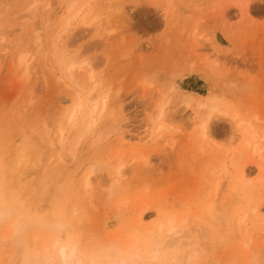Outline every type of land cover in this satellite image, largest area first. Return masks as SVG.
<instances>
[{
	"label": "rangeland",
	"instance_id": "374dc122",
	"mask_svg": "<svg viewBox=\"0 0 264 264\" xmlns=\"http://www.w3.org/2000/svg\"><path fill=\"white\" fill-rule=\"evenodd\" d=\"M33 1L0 0V48L10 38L0 50V198L18 217L0 223V264H57L55 249L74 243L79 264L134 253L144 257L136 264H264V0H77L69 12L73 0L29 10ZM84 1L101 16L87 28L72 18L64 33L60 22ZM121 3L131 17L112 15ZM28 46L27 77L18 54ZM70 58L78 67L62 76ZM87 95L105 109L72 153L67 129L62 142L50 135ZM205 101L226 113L202 133ZM123 133L131 144H121ZM20 149L28 162L12 171ZM119 165L125 175L114 181ZM144 249L166 253L145 262Z\"/></svg>",
	"mask_w": 264,
	"mask_h": 264
},
{
	"label": "bare ground",
	"instance_id": "6f19581e",
	"mask_svg": "<svg viewBox=\"0 0 264 264\" xmlns=\"http://www.w3.org/2000/svg\"><path fill=\"white\" fill-rule=\"evenodd\" d=\"M78 1H80V0H78ZM78 1L77 0H73L67 7H66V9H67V11L69 12L70 10H72V9H74L77 5H78ZM85 2V1H84ZM83 2V4H81L75 11H74V13H72V14H70V15H68L67 17H65L61 22H60V25L62 26V28H63V31H64V33H65V31L67 30V29H69L70 28V26H71V22H72V18L73 19H81V21H82V23L86 26V28L87 27H91V25L93 24V22L99 17V16H101L100 14H95V15H90L91 14V12L93 11V10H95V9H97V7L98 6H93L92 4H91V1H87V2H85L84 3ZM38 3H40V0H34L33 2H32V4H30V6H29V10H33L34 8H36L37 7V5H38ZM48 4H49V2H48ZM251 7H247L246 9H245V11L247 12V11H249V9H250ZM133 10H135V9H133ZM263 10V9H262ZM129 11H131V10H129ZM129 11H128V9H127V7L123 4V3H121V4H119V5H116L115 7H114V10H113V12H112V15L113 14H115V15H113L114 17L117 15L118 17L119 16H122L123 18H127V17H131V13H129ZM66 12V11H65ZM90 29V28H89ZM37 30V29H36ZM35 30V31H36ZM5 31V30H4ZM4 31H1L2 33L4 32ZM6 32V31H5ZM39 32V31H38ZM37 31L35 32V33H38ZM34 33V34H35ZM62 33V32H61ZM1 34V33H0ZM6 34V33H5ZM40 33H38V34H36L35 35V37H34V41H33V47L36 49V51H37V53L39 54L40 52H41V50H42V42H41V35H39ZM7 35V34H6ZM2 36V35H1ZM3 36H5V35H3ZM2 36V37H3ZM9 36V35H8ZM7 37V36H6ZM7 38H9V37H7ZM7 38H1V40L4 42V44L1 46V48L5 45V41H7V40H9V39H7ZM60 38V37H59ZM58 41V40H57ZM1 42V41H0ZM56 42V41H55ZM54 42V43H55ZM61 42H62V40H61ZM60 42V43H61ZM7 43V42H6ZM32 44V43H31ZM57 44V43H56ZM7 45V44H6ZM1 48H0V50H1ZM3 48H6L5 46L3 47ZM28 48H29V46H28ZM27 48V49H28ZM30 48H31V46H30ZM30 48L28 49V50H26L25 51V49H24V51L23 52H21V51H19V54H18V65H20V67L23 69V72H24V74L23 75H25V76H27L28 77V74H30L29 73V68H30V66H31V60L34 58V57H32L31 58V55L32 54H30L31 53V50H30ZM33 48V49H34ZM34 49V50H35ZM43 51V50H42ZM35 52V51H34ZM34 54V53H33ZM35 55V54H34ZM72 58H70L68 61H66L67 63L66 64H63L64 65V70H63V67L62 66H59L60 68L62 67V76H73V72H75L74 71V69H75V67H78V65H77V63L78 62H76L75 63V61L76 60H74V58H73V60H71ZM62 62V61H61ZM64 62V61H63ZM79 68H81V66L79 65ZM60 70V71H61ZM78 70V69H77ZM92 77H93V74L92 73H90V78L92 79ZM60 78V77H59ZM72 78V77H71ZM62 79V78H61ZM81 87V86H80ZM83 88H84V86H83ZM81 89V88H80ZM91 90H92V88H91ZM79 91V90H78ZM93 91V90H92ZM92 91H90V93L89 94H91V92ZM78 93H80V91L78 92ZM77 93V94H78ZM87 93V92H86ZM88 94V95H89ZM87 95V96H88ZM86 96V97H87ZM93 96V95H92ZM92 96H91V98L88 96L87 98H86V100H85V102H83V100H82V97L80 98L79 96V98L77 97V99L78 100H76L75 102H74V109H73V111L71 112V114H69V117H68V120H67V123H68V125H67V127L65 126H62V125H60V123H59V125H58V123H57V125H58V127H57V131H55V130H52V131H55L54 133H52V135H50V136H55L57 133L59 134V138H58V140H61V142H62V136H63V134H64V131L67 129L68 131H69V133H68V137H66L67 139H66V141H65V147H66V149H67V151H69V152H72V153H74V150H75V148L77 147V146H79L82 142H83V140L84 139H86L89 135H91V134H93L94 132H95V128H96V126H97V124L99 123V121H100V118H101V116H103V115H101L103 112H104V109H105V105H106V103L105 102H103L102 104V107L100 108V110L97 112V110L99 109V105H98V100L97 99H94L93 100V98H92ZM100 96V95H99ZM103 98V97H102ZM104 98L106 99V97L104 96ZM103 98V99H104ZM105 101V100H104ZM220 102V101H219ZM210 103V102H208V101H205V102H202L201 103V108H203V110L205 111V112H203V114H202V118H204V121H203V124H202V133L205 131V129H206V123L210 120V119H213V118H215V117H220L221 115L220 114H222V113H224V115H225V111L223 110V108H221L220 107V103ZM101 103V102H100ZM201 111V110H200ZM166 112H167V107H163V108H161V110H160V112H159V114L157 115V117H156V120L154 119V121H153V119H152V121H153V123H155V122H157V123H159L164 117H165V115H166ZM227 114H228V112H227ZM223 115V114H222ZM102 119V118H101ZM153 123H152V125H153ZM241 123V122H240ZM64 125V124H63ZM162 127H164V125L162 124V123H159L158 124V128H162ZM158 128H156V129H152V131L150 130L149 131V133H147V135H145V137L143 136V138H142V140L144 141V142H148L149 140H152L154 137H153V135H154V132L158 129ZM247 128V127H246ZM245 128V129H246ZM51 131V132H52ZM49 136V135H48ZM169 136H171V135H169ZM52 137H50L51 139H52ZM162 138H164V140H162L163 142L164 141H167V136L166 135H163V137ZM51 139H50V143H51ZM53 140H54V138H53ZM120 141H121V144L123 143L124 144V142H126L127 143V145L128 144H131L130 142H131V139H128V138H126V136L124 135V133L121 135V137H120V139H119ZM134 140V139H133ZM135 141V140H134ZM129 142V143H128ZM246 142V143H245ZM244 143V145L243 146H248L249 147V141H245ZM52 144V143H51ZM67 144V145H66ZM122 144V145H123ZM53 145V144H52ZM121 145V146H122ZM126 145V144H125ZM255 146L253 147L254 148V151L256 152V153H259V155L261 156L262 155V152H261V149L257 146V144H254ZM54 146V145H53ZM248 147H244V149L245 148H248ZM238 151H240V153L243 151V149L241 148L240 150H238ZM19 152V151H18ZM25 152V151H24ZM242 154H243V152H242ZM17 155V154H16ZM60 156V158L63 160V157L61 156V154H59ZM18 158L16 159L15 158V160H13L12 162H14L13 164H12V171H15L16 169H18L19 167H20V165L21 164H23L24 162L25 163H27L28 161H27V159L25 158V156L23 155V149H20V152L18 153ZM60 159V161H62ZM27 162H26V161ZM59 161V160H58ZM258 163V165H259V162H257ZM22 166V165H21ZM1 167H2V165H1ZM121 167H122V165H119L118 167H117V169H115V175L111 178L112 180H114V181H118L120 178H122V173H123V175H125L124 174V172H122L123 171V169L121 170ZM246 167H243L241 170V175H240V179L242 178H245L246 177V175H247V171H246V169H245ZM9 170H10V168H9ZM19 170V169H18ZM17 171V170H16ZM113 172V173H114ZM22 173V172H21ZM92 173V172H91ZM18 176V175H17ZM16 176V178H18V177H20V175L17 177ZM84 181H85V186L86 187H90V184H91V178H90V174H88L85 178H84ZM110 181V180H109ZM120 181V180H119ZM105 184V183H104ZM238 185H237V183H234V185H233V188L235 189L236 187H237ZM258 210H259V207H258V205L257 206H255L254 208H253V213H254V215H255V213H257L258 212ZM28 211V210H27ZM14 212V213H13ZM16 212L15 211H13L12 209H10V208H6L5 206H4V203H3V200L0 198V223H2L3 221L5 222V219L7 218V217H9L10 216V214H15ZM19 213V212H18ZM17 213V214H18ZM23 213V212H22ZM21 213V214H22ZM15 216L17 217V215L15 214ZM11 217H12V215H11ZM27 217V216H26ZM26 217H25V219H26ZM29 217V216H28ZM12 218H14V217H12ZM18 218V217H17ZM16 218V219H17ZM244 218V217H243ZM29 219V218H28ZM33 219V218H32ZM8 220V219H7ZM11 220H13V219H11ZM36 220V219H35ZM141 220V219H140ZM260 219H258V221H259ZM32 221V220H31ZM169 221H172V220H169ZM242 221H243V219H242ZM17 222V221H16ZM15 222V223H16ZM24 222H26V221H24ZM174 222V221H173ZM238 222V221H237ZM240 222V221H239ZM263 222V221H262ZM261 222V223H262ZM15 223L13 224V226L15 225ZM20 223V222H19ZM242 223V222H241ZM260 223V224H261ZM3 224V223H2ZM21 228L20 229H23V227L24 226H26L27 224H24L23 223V221H21ZM43 224V223H42ZM55 225H57L56 223H54ZM53 224V225H54ZM60 224V223H59ZM59 224L57 225L58 227H62V226H59ZM170 224H171V222H170ZM24 225V226H23ZM49 226H50V223L48 224ZM60 225H62V224H60ZM16 226V225H15ZM15 226H14V228H12V229H14L15 230ZM29 226V225H28ZM48 226V227H49ZM162 227V226H161ZM160 227V228H161ZM168 227V226H167ZM16 228H17V226H16ZM26 228V227H25ZM51 228V227H50ZM65 228H67V227H65ZM65 228H64V230H65ZM159 228V229H160ZM256 228V227H255ZM259 227H257V229H258ZM18 229V228H17ZM20 229H18V230H20ZM51 229H54V227L53 228H51ZM56 229V228H55ZM58 229H60V228H57L56 230H58ZM62 229V228H61ZM60 229V230H61ZM164 229V228H163ZM167 229V228H166ZM174 229H175V227H174ZM173 228H172V225L170 226V228L168 227V229H167V231H164V232H166V234H165V236H168V240H169V234L168 233H171V232H173L174 234L175 233H178V231H175ZM263 229V228H262ZM18 230H15V232H18ZM25 230V229H24ZM59 230V232H61V231H64V230H61L60 231ZM149 230H151V229H149ZM181 230V229H180ZM255 230V229H254ZM261 230V229H260ZM245 231V230H244ZM12 232V231H11ZM14 232V233H15ZM152 232V231H151ZM161 232V231H160ZM181 232H182V230H181ZM180 232V233H181ZM251 232H253V231H251ZM150 233V232H149ZM162 233V232H161ZM12 234H13V232H12ZM11 234V235H12ZM18 234V233H17ZM164 234V233H163ZM241 234V233H240ZM160 235V234H159ZM162 235V234H161ZM173 235V234H172ZM176 235V234H175ZM175 235L173 236L174 238H173V240L176 238L175 237ZM177 235H179L180 236V234H177ZM12 236H14V235H12ZM241 236V235H240ZM8 237V236H7ZM11 237V236H10ZM157 237V236H156ZM159 237V236H158ZM172 238V237H171ZM177 238H178V236H177ZM176 238V239H177ZM241 238V237H240ZM5 239V238H4ZM23 239V240H22ZM19 240H22V241H24V238L23 237H21L20 239H18V240H15V242H17V241H19ZM56 240H58V239H56ZM160 240V239H159ZM163 240V239H162ZM161 240V241H162ZM179 240V239H178ZM177 240V241H178ZM249 240H251V239H249ZM248 240V241H249ZM21 241V242H22ZM157 241V240H156ZM155 241V242H156ZM161 241H158V243L159 242H161ZM164 241H166L167 242V240L164 238ZM170 242H171V240H169ZM180 241V240H179ZM2 242V241H1ZM25 242V241H24ZM173 242H176V240L175 241H172V243ZM246 241H244V243H245ZM19 243H20V241H19ZM162 243H163V245H164V242L162 241ZM172 243H168V245H169V247H168V245H167V248L164 246H162L163 248H160V249H165L166 248V251H167V249L169 248L170 249V244H172ZM246 243H248V242H246ZM17 244H18V242H17ZM22 244H25V243H22ZM56 244V243H55ZM54 244V245H55ZM134 244V245H133ZM132 244V246H134V247H136V242L135 243H133ZM144 244V243H143ZM142 244V245H143ZM161 243H159L158 245H160ZM69 245V244H68ZM74 245V247H75V243L74 244H72V246ZM150 245V244H149ZM245 245H248V244H245ZM18 245H15V247H17ZM22 246V245H21ZM48 246V245H47ZM47 246H45V247H47ZM176 246V245H175ZM174 245H172V247H175ZM179 246V245H178ZM180 246H181V243H180ZM44 247V248H45ZM49 247V246H48ZM54 247V246H53ZM74 247H69V246H64V245H61V246H58V248L57 249H55L56 250V253L54 254V255H52V257H54L55 258V260H56V262L55 263H57V264H79L80 262H82V260H81V257H83V256H78V253L76 252V249L74 248ZM159 247H161V246H157V248L159 249ZM177 247V246H176ZM175 247V248H176ZM18 248H20L19 246H18ZM18 248H16V252L18 251L17 249ZM22 248V247H21ZM24 248V247H23ZM179 248V247H178ZM54 249V248H53ZM53 249H52V251H53ZM132 249V248H131ZM146 249H148V248H146ZM146 249H144V250H146ZM158 249L157 250H151V251H147L148 253L149 252H151L150 254H149V256L147 257V259L145 258V262H146V260H148V261H152V262H157V261H162L161 259L163 258V253H166V251L165 252H163L162 254H160V251H158ZM159 249V250H160ZM20 251H21V249H19ZM50 250V249H49ZM126 250V249H125ZM124 250V251H125ZM133 250H134V248H133ZM163 250H161V252L163 251ZM173 250H175L174 248H173ZM119 251V253H120V250H118ZM122 251V250H121ZM145 251V252H146ZM170 251H171V249H170ZM22 252V251H21ZM45 252H48V250H46V248H45ZM143 252V251H142ZM146 252V253H147ZM168 252V251H167ZM54 253V252H53ZM117 253V252H116ZM16 254H18V252L16 253ZM114 254V253H113ZM118 254V253H117ZM79 255H80V253H79ZM111 255V254H110ZM132 255H136L135 253L134 254H132ZM132 255L130 256V258L131 259H129V257H128V259L129 260H127V259H123V260H118V261H114V260H111L110 262H105V264H126V262H127V264H136V263H139V262H135L133 259H132ZM140 255V254H139ZM103 257H104V255H102ZM102 256H101V258H102ZM106 256H107V254H106ZM106 256H105V258H106ZM141 256V255H140ZM147 256V255H146ZM134 257V256H133ZM174 257V256H173ZM127 258V257H126ZM136 258V257H135ZM137 258H138V256H137ZM143 258L144 257H142V261H143ZM103 259V258H102ZM116 259V258H115ZM174 259V258H173ZM179 260H181L180 258H178ZM49 260V259H48ZM83 261H85V260H83ZM100 261H101V259H100ZM104 261V259L102 260V262ZM141 261V262H142ZM167 261V260H166ZM182 261V260H181ZM47 262V261H46ZM95 262H96V260H95ZM140 262V263H141ZM155 262V263H156ZM170 262V261H169ZM175 262V261H174ZM92 263H94L93 261H92ZM151 263V262H150ZM161 263V262H160ZM159 263V264H160ZM46 264V263H45ZM82 264H84V262L82 263ZM88 264V263H87ZM89 264H91V262L89 263ZM95 264H101V263H99V261H97ZM157 264H158V262H157ZM167 264H169V263H167ZM171 264V263H170Z\"/></svg>",
	"mask_w": 264,
	"mask_h": 264
}]
</instances>
